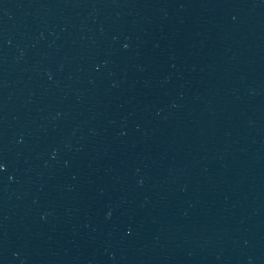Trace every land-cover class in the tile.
I'll return each mask as SVG.
<instances>
[{
    "label": "water",
    "instance_id": "obj_1",
    "mask_svg": "<svg viewBox=\"0 0 264 264\" xmlns=\"http://www.w3.org/2000/svg\"><path fill=\"white\" fill-rule=\"evenodd\" d=\"M0 163V264H264V0H73Z\"/></svg>",
    "mask_w": 264,
    "mask_h": 264
},
{
    "label": "snow or ice",
    "instance_id": "obj_2",
    "mask_svg": "<svg viewBox=\"0 0 264 264\" xmlns=\"http://www.w3.org/2000/svg\"><path fill=\"white\" fill-rule=\"evenodd\" d=\"M4 167V165L2 163H0V169H2Z\"/></svg>",
    "mask_w": 264,
    "mask_h": 264
}]
</instances>
